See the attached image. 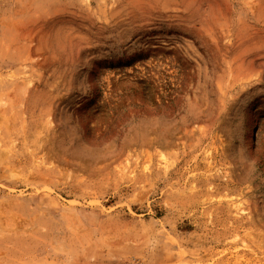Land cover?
Masks as SVG:
<instances>
[{"label": "rangeland", "instance_id": "1", "mask_svg": "<svg viewBox=\"0 0 264 264\" xmlns=\"http://www.w3.org/2000/svg\"><path fill=\"white\" fill-rule=\"evenodd\" d=\"M0 264H264V0H0Z\"/></svg>", "mask_w": 264, "mask_h": 264}, {"label": "bare ground", "instance_id": "2", "mask_svg": "<svg viewBox=\"0 0 264 264\" xmlns=\"http://www.w3.org/2000/svg\"><path fill=\"white\" fill-rule=\"evenodd\" d=\"M248 140L252 141V135L250 133L248 134Z\"/></svg>", "mask_w": 264, "mask_h": 264}]
</instances>
